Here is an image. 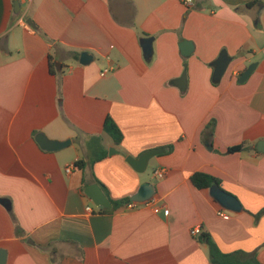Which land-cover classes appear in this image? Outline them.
<instances>
[{
    "label": "crops",
    "instance_id": "crops-1",
    "mask_svg": "<svg viewBox=\"0 0 264 264\" xmlns=\"http://www.w3.org/2000/svg\"><path fill=\"white\" fill-rule=\"evenodd\" d=\"M145 38H152L148 62ZM184 41L193 48L186 58ZM84 52L92 58L85 66ZM222 52L231 62L215 85L212 65ZM251 64L255 70L239 84ZM107 117L122 134L119 145L103 130ZM39 134L70 145L43 151ZM260 141L264 0H0L4 264H210L193 227L222 253L264 264ZM243 144L254 150L227 153ZM111 148L118 153L109 156ZM154 149L165 152L144 173L125 161ZM158 169L163 179L154 177ZM195 173L218 179L242 210L225 211L209 189L194 188ZM96 182L110 203L144 184L154 195L102 213L84 195Z\"/></svg>",
    "mask_w": 264,
    "mask_h": 264
},
{
    "label": "water",
    "instance_id": "water-1",
    "mask_svg": "<svg viewBox=\"0 0 264 264\" xmlns=\"http://www.w3.org/2000/svg\"><path fill=\"white\" fill-rule=\"evenodd\" d=\"M14 13L18 14L19 3L17 1L13 2ZM28 24L31 25L30 22ZM34 28V27H33ZM141 48L143 52V57L146 62H148L152 56V38H145L141 41ZM179 49L181 51V55L183 57H188L192 53V44L190 42L184 41L179 45ZM92 58L87 53L80 54L79 63L83 66L88 65L91 62ZM231 62V59L226 55L225 52H222L217 60L213 63V74H212V82L218 84L223 77L226 69ZM256 68V64H251L248 68L240 75L238 79L239 84H243L248 77L253 73ZM58 70V69H57ZM185 85V74L182 75L181 79L177 82V86L180 89H184ZM36 143L40 147L41 150L46 152H57L62 149H65L70 145V141L58 142V141H50L44 135L39 134L35 138ZM255 150L258 153H264V141H260L257 143ZM165 152L164 149H154L145 152L138 159H134L132 157H126V163L136 172V173H144L149 161ZM114 149H109L108 154L112 156L116 154ZM84 195L90 199L92 204L98 208L99 210L109 211L111 210V203L109 199L102 192L101 188L98 184H91L84 187ZM154 195V189L149 184H144L140 187L138 192L130 198L133 204H145L149 202ZM210 197L220 206L221 209L231 212V213H239L242 210V206L238 199L224 190H222L219 186L213 185L209 188ZM0 203L6 205V202L0 199ZM5 262V253H0V264H4Z\"/></svg>",
    "mask_w": 264,
    "mask_h": 264
},
{
    "label": "trees",
    "instance_id": "trees-1",
    "mask_svg": "<svg viewBox=\"0 0 264 264\" xmlns=\"http://www.w3.org/2000/svg\"><path fill=\"white\" fill-rule=\"evenodd\" d=\"M213 125H214L213 123H210L208 128L210 129L211 127H213ZM103 130L108 136H110V138L112 139L115 145L120 144L122 140V134L110 117H107L105 119ZM169 149L170 148H168V150ZM250 149L252 148L243 144V145L228 148L227 153L228 154L241 153V152L248 151ZM77 165L80 168L82 166V163L79 162L77 163ZM190 181L193 187L200 191L207 190L213 185H217L221 187V182L218 179L211 177L209 175L203 174V173L193 174L190 177ZM96 184H98V186L102 189V186L98 182H96ZM111 203L113 206L112 210H114L115 208H118L119 206L123 204H130V199L127 198V199H124L118 202L111 201ZM100 212L109 213L111 211L106 212V211L100 210ZM198 240L200 243L206 245L208 249V257H209L210 264H259L255 256L253 255H247L241 252H234V253H229V254L222 253L207 234H200L198 237Z\"/></svg>",
    "mask_w": 264,
    "mask_h": 264
},
{
    "label": "built area",
    "instance_id": "built-area-1",
    "mask_svg": "<svg viewBox=\"0 0 264 264\" xmlns=\"http://www.w3.org/2000/svg\"><path fill=\"white\" fill-rule=\"evenodd\" d=\"M184 3L186 5H190L192 3V0H184ZM21 24H22V26L28 28V26L25 23H21ZM108 72H109L108 70H104L101 73V76L106 75ZM71 170H72V167H70V166L65 168V172L66 173H70ZM165 174L166 173H165V171L163 169H158V170H155L153 172L154 177H156L157 179H163L165 177ZM128 207L129 208H136L137 205L130 203V204H128ZM86 210L89 211V208H87ZM189 233H190V236H192V237H198L201 234V231H200L199 227H193V228L190 229Z\"/></svg>",
    "mask_w": 264,
    "mask_h": 264
},
{
    "label": "rangeland",
    "instance_id": "rangeland-1",
    "mask_svg": "<svg viewBox=\"0 0 264 264\" xmlns=\"http://www.w3.org/2000/svg\"><path fill=\"white\" fill-rule=\"evenodd\" d=\"M150 174H151V166L147 170V175H150Z\"/></svg>",
    "mask_w": 264,
    "mask_h": 264
}]
</instances>
